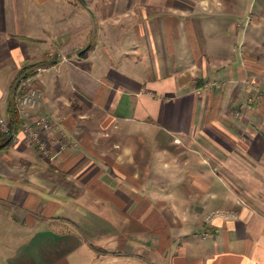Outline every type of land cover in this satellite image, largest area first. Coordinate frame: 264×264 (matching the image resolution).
<instances>
[{
  "label": "crops",
  "instance_id": "crops-1",
  "mask_svg": "<svg viewBox=\"0 0 264 264\" xmlns=\"http://www.w3.org/2000/svg\"><path fill=\"white\" fill-rule=\"evenodd\" d=\"M76 2L0 0L14 264H264V0L225 24L230 0ZM46 62L36 139L13 90Z\"/></svg>",
  "mask_w": 264,
  "mask_h": 264
},
{
  "label": "rangeland",
  "instance_id": "rangeland-1",
  "mask_svg": "<svg viewBox=\"0 0 264 264\" xmlns=\"http://www.w3.org/2000/svg\"><path fill=\"white\" fill-rule=\"evenodd\" d=\"M53 1H56V5L59 6V5H64V2L66 0L65 1L64 0H53ZM76 1H77L76 5H78V7L80 8L81 6H80L79 0H76ZM252 1H255V0H236L235 3L231 2V0H230V2L227 3V6L231 9V10H228V11H230L229 13H232V14L227 15L226 17L225 16L222 17V19H220L221 23L225 24L228 22H230V23L236 22L237 18L235 17V15H237L238 13H240L242 15V17H244L243 15L245 14V12L250 10ZM49 3L50 2H47V4H45V5L41 4V6H40L41 10L44 9L43 12L45 14H46L45 9H47L49 7V5H50ZM56 9H58V7ZM74 10L71 9V11L67 10L66 12H68V15H69L71 12L73 14V13L79 11V10H77V11H74ZM80 10H82V8ZM207 19H209V18H207ZM46 20H48V19L46 18ZM239 21L241 23L245 22V20L243 18L239 19ZM209 36L210 35L207 33L204 38L208 39ZM224 37L230 43L232 55L233 56H239L241 54L242 50L240 48H238L239 43L237 42V36L235 35V33L230 34V36H224ZM263 38L264 37H262L261 39H263ZM186 42H187V39H186ZM253 55L260 58L261 66H259L258 68L264 69V40H262V45H260L258 47V50L253 52ZM252 61L256 62L255 59H253ZM257 63H259V62H257ZM254 92L257 93V96L259 94H262V92L264 95V84H262V85L259 84V86L255 85ZM257 99L260 102L263 101V105H264V98L263 97L259 98V96H258ZM241 114H240V116H241ZM3 131L4 130L2 129V126L0 125V133H4ZM0 179H2V178H0ZM7 213H9V214L14 213V210L12 208H9V209H7V208L5 209V207H4V209L0 208V264H14L15 255H16L15 252L17 251V245H18V243L15 241V237H14V236H16L15 226L12 225L13 223L8 221Z\"/></svg>",
  "mask_w": 264,
  "mask_h": 264
},
{
  "label": "built area",
  "instance_id": "built-area-1",
  "mask_svg": "<svg viewBox=\"0 0 264 264\" xmlns=\"http://www.w3.org/2000/svg\"><path fill=\"white\" fill-rule=\"evenodd\" d=\"M50 64L51 63L46 62L24 68L17 77L13 90L15 98L19 102V111L26 118L22 127L36 139L42 132L54 130V125L51 123L47 114L38 113L33 116L31 113V109L39 107L43 99V90L39 87L37 78L50 69ZM211 85V82H208L206 86L209 87ZM217 86L222 87V84H217ZM0 123L4 133L13 137L15 136L16 128L14 126L6 123L2 119Z\"/></svg>",
  "mask_w": 264,
  "mask_h": 264
},
{
  "label": "trees",
  "instance_id": "trees-1",
  "mask_svg": "<svg viewBox=\"0 0 264 264\" xmlns=\"http://www.w3.org/2000/svg\"><path fill=\"white\" fill-rule=\"evenodd\" d=\"M11 110H12V109H11ZM12 111H13V110H12ZM13 114H14V111H13ZM13 116H14V117H13V121H12L13 124L16 123V122L18 123V118H16L15 115H13ZM4 136H5L7 139L9 138V135H8V134H5Z\"/></svg>",
  "mask_w": 264,
  "mask_h": 264
}]
</instances>
